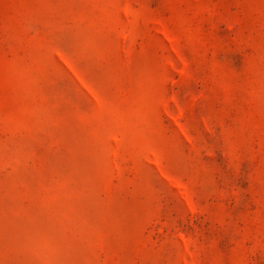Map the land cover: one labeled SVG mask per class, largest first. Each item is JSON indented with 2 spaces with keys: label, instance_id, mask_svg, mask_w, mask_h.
I'll return each mask as SVG.
<instances>
[{
  "label": "rangeland",
  "instance_id": "obj_1",
  "mask_svg": "<svg viewBox=\"0 0 264 264\" xmlns=\"http://www.w3.org/2000/svg\"><path fill=\"white\" fill-rule=\"evenodd\" d=\"M0 264H264V0H0Z\"/></svg>",
  "mask_w": 264,
  "mask_h": 264
}]
</instances>
